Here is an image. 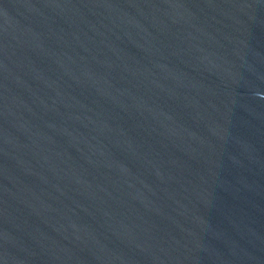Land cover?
<instances>
[{
	"label": "water",
	"instance_id": "95a60500",
	"mask_svg": "<svg viewBox=\"0 0 264 264\" xmlns=\"http://www.w3.org/2000/svg\"><path fill=\"white\" fill-rule=\"evenodd\" d=\"M0 264H264V0H0Z\"/></svg>",
	"mask_w": 264,
	"mask_h": 264
}]
</instances>
